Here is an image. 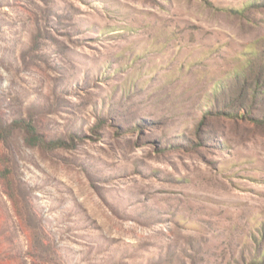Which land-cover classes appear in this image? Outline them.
<instances>
[{
  "label": "rangeland",
  "instance_id": "obj_1",
  "mask_svg": "<svg viewBox=\"0 0 264 264\" xmlns=\"http://www.w3.org/2000/svg\"><path fill=\"white\" fill-rule=\"evenodd\" d=\"M254 119L264 0H0V264H264Z\"/></svg>",
  "mask_w": 264,
  "mask_h": 264
},
{
  "label": "trees",
  "instance_id": "obj_2",
  "mask_svg": "<svg viewBox=\"0 0 264 264\" xmlns=\"http://www.w3.org/2000/svg\"><path fill=\"white\" fill-rule=\"evenodd\" d=\"M218 113H221V112H218ZM236 116V114H234V115H232V117H235ZM254 121H256V122H259V123H263L264 124V119H254ZM61 141V140H60ZM58 143V142H57ZM59 143H61V142H59Z\"/></svg>",
  "mask_w": 264,
  "mask_h": 264
}]
</instances>
